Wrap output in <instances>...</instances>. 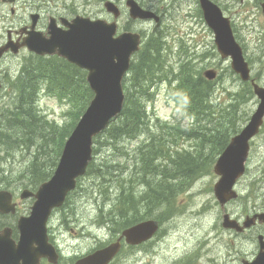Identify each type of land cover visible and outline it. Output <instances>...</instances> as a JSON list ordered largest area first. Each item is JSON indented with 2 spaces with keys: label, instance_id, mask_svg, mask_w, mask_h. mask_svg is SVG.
Instances as JSON below:
<instances>
[{
  "label": "rangeland",
  "instance_id": "obj_1",
  "mask_svg": "<svg viewBox=\"0 0 264 264\" xmlns=\"http://www.w3.org/2000/svg\"><path fill=\"white\" fill-rule=\"evenodd\" d=\"M105 1L107 0H93L91 3H85L86 0H80L82 5L80 12L83 16L93 19L102 18L112 21V16L104 9ZM112 1L127 12L118 21L122 31L121 27L126 25L130 19L126 7L127 0ZM136 1L142 7L160 14L163 19V29L168 33L170 31L168 43L170 42L169 44L174 47L171 58L167 54L170 66L172 64L177 65L182 42L189 48L195 47L194 53L198 54L194 61L195 72L203 74L207 69L216 70L221 80H216V92L213 100L219 106L227 104V102L224 103L228 99L227 92H238L242 83L238 76L233 74L230 60H223L218 54L214 34L207 27L203 15L199 14L198 0ZM214 1L222 8L225 16L231 19L236 39L242 46L245 57L253 71V78L259 86L264 87V14L261 6L264 0ZM7 10L5 8V12ZM19 12L24 14L23 10ZM132 26L136 28V32L142 30L147 39L157 28L153 21L138 24L132 22ZM4 33L5 30L0 29V36ZM183 49V56H185L186 51ZM187 52L189 55L190 51ZM23 63L22 56L3 61V69L13 76L8 85L10 95L5 96L4 93L1 96V105L7 110L6 118L10 117L16 106L18 109L24 107L14 97L15 94H12V82L21 72ZM223 103L224 105H220ZM39 105L44 112L51 115L52 119L55 118L58 121L64 119L62 117L64 106L56 99L42 97ZM258 105L259 100L254 96L241 107L238 114V134L249 123ZM148 113L149 117L152 118L150 120L152 133L154 135L163 134L167 137L165 141L166 150L169 148L170 151H175L185 148L189 151H195L201 147L199 141L193 140L185 134L180 137H173L197 126L195 127L192 120L177 111L176 104L169 98L167 85L157 87L154 102L149 105ZM3 119H5V113ZM71 121V117L66 118L63 126L70 124ZM3 124L4 122L1 121L0 130ZM174 125L175 129H170V126L173 127ZM207 127L209 126L207 125ZM167 134L169 135L167 136ZM20 138H24V134ZM146 138L147 135L140 136L135 140L124 139L115 146L108 147L104 145L103 137L97 139L95 165H120L124 167V165L128 166L131 163V168L122 169L126 172L124 176L122 172L119 173L120 176L118 177L112 175L95 177L87 174L80 179L79 188L70 198L72 205L69 207L72 218L70 227L75 231L73 234L75 238L68 229L64 233L58 229L57 220L60 216L54 222L61 247H63L62 242L67 247L65 250L67 257H73L75 253L81 256L89 254L94 247L99 246L97 245L98 242H108L118 238L116 235L120 236L125 230L124 222L128 218L134 222L137 218H144L145 221L155 220L159 223L160 230L157 237L152 239L150 243L143 245L141 249L123 248L122 253L113 264H243V261L254 260L260 250L258 237L264 236V226L256 228L258 230L253 229L250 232L237 233L235 230L225 228L223 223L225 214H228L232 220L243 224L248 216L253 218L255 213L264 212V126L260 134L251 142L247 172L234 187L239 197L227 204L224 210H222L214 194V185L219 180V176L214 173V167L223 151L218 155L219 150L214 151L212 148L209 150V147L206 153L212 154V157L215 158L212 172L196 180L190 188L177 193L171 199L175 208L174 213L170 215L171 217H163L164 210L168 208L167 204L161 205V203L156 202L151 205L153 208L150 212L146 210L145 203L134 201V204L139 206L138 214L133 213L129 205L125 204L128 207L124 209L126 216L122 220L118 213L123 204L118 200L121 177L122 179L125 177L128 184H126V189L132 190L131 193H134L135 199L144 194L147 187L144 186L139 177V174H142L143 165L138 171L137 178H134L133 183H131V186L134 187H128L130 186L128 182L132 178L131 175H136L137 168H133V165L134 159L137 157V148L144 144ZM2 140L4 137L0 136V179L2 180L0 185L15 187L16 183L18 189L35 186L30 184L33 182L39 184L40 180L41 184L53 173L54 169L51 170L49 163L56 160L55 155L50 152L48 146L46 149L39 148V144L43 143L39 137H34L31 143L27 141V145H23V141L17 140L14 149L4 146ZM29 140L31 139L29 138ZM51 142L58 143L57 139ZM52 145L50 143V146ZM162 160H164L163 163H167V156H162L159 160L155 159L154 164L158 166ZM38 161L40 164L33 165V162ZM156 179L158 182L163 180L160 177ZM130 190L127 192L129 193ZM111 211L118 214V217L111 215ZM135 217L136 219H134ZM117 222L119 224L121 222V224L118 225ZM100 227L104 228L100 230ZM71 235L74 239L71 238Z\"/></svg>",
  "mask_w": 264,
  "mask_h": 264
},
{
  "label": "trees",
  "instance_id": "obj_2",
  "mask_svg": "<svg viewBox=\"0 0 264 264\" xmlns=\"http://www.w3.org/2000/svg\"><path fill=\"white\" fill-rule=\"evenodd\" d=\"M172 65L170 66L165 54V40L162 34L154 33L144 43L141 52L132 63L129 76L125 80L126 99L122 114L99 137H103L104 145L108 147L115 146L124 139L135 140L140 136L147 135L144 144L137 148V157L134 159L133 165V168H137L136 175H131L132 178L128 182L130 183L128 187L133 188L131 183H133L134 178H137L138 171L143 165L142 174H139V177L144 186H147L144 194L135 199L134 193H131L132 190L126 189L125 177L123 179L121 177L119 182L118 200L123 204L118 213L120 219L123 220L126 216L124 209L128 207L125 204L129 205L132 212L138 214L137 208L139 206L134 204V201L145 203L146 210L150 212L153 208L151 205L156 202L161 203V205L167 204L168 208L164 210L163 217H170L175 211L171 199L177 193L190 188L196 180L212 172L215 158L212 157V154L206 153V150L209 147V150L211 148L214 151L219 150L218 155L225 150L230 140L238 134V114L241 107L255 96L251 85L244 84L238 92H227L228 99L224 101L227 104L224 105L223 103L220 105L224 106H219L213 100L216 92V81H208L201 72H195L194 63L191 60L181 61L178 66ZM20 74H22L20 78L12 82V87L14 97L18 99L20 96L18 101L24 107L18 109L16 106L12 110L10 117L4 121L1 127L0 136L4 137L2 140L4 146L13 149L17 140H21L24 142L23 145H27V141L31 143L34 137H39L43 142L41 145L39 144V148L46 149L48 146L50 152L55 155L56 160L49 163L52 168L53 165L56 166L67 138L94 95L86 84L83 72L57 58L39 62L33 67L24 64ZM161 83L168 85L169 98L176 104L177 111L183 113L195 123V127L197 126L173 137H180L185 134L193 140L199 141L201 145L199 149L189 151L184 148V150L170 151L167 148L166 150L165 141L167 137L163 134L154 135L152 133L150 122L152 118L149 117L146 105L155 98L151 89ZM44 85L47 86L48 95L55 96L60 101H67L72 106L70 124L59 127L56 122L50 121L40 113L37 100L39 88ZM174 127L175 125L170 126V129L174 130ZM162 129L165 130L164 127ZM23 134L24 138H20ZM54 139H57V144L51 142ZM36 140H34L35 143H37ZM50 143L54 146H50ZM162 156H167L168 161L167 163H163L164 160L159 162L158 168L154 161L161 159ZM150 159H153V162ZM34 164L36 166L40 162H33ZM104 165H95L92 162L87 172L88 176L105 177L112 175L118 177L120 172L123 173V176L126 173L125 170H122L127 168L126 165L124 167ZM157 171L159 172L156 173ZM157 177L163 180L158 182ZM127 190H130L129 193ZM154 197L155 199H153ZM133 224V222L127 221L124 225L128 227Z\"/></svg>",
  "mask_w": 264,
  "mask_h": 264
},
{
  "label": "water",
  "instance_id": "obj_3",
  "mask_svg": "<svg viewBox=\"0 0 264 264\" xmlns=\"http://www.w3.org/2000/svg\"><path fill=\"white\" fill-rule=\"evenodd\" d=\"M12 1V0H10ZM129 15L133 20H149L158 17L145 11L136 0L127 2ZM204 19L215 34V44L223 59L230 58L232 69L244 82L251 78V70L246 62L241 46L233 33L231 21L224 17L222 10L211 0H200ZM109 14L117 19L121 15L119 7L112 1L104 4ZM264 12V4H263ZM67 30L50 27L48 39L27 38L20 46L13 42L0 47V59L12 49L14 54L21 47H28L41 56L57 55L88 71L87 81L95 93L89 108L81 118L77 127L67 140L59 165L53 177L44 183L35 195L36 203L28 218L19 221L20 240L13 248L17 264H40L42 258H48L57 263L59 256L49 243L47 222L55 208L63 206L70 192L76 189L77 179L83 177L93 159L94 138L102 133L117 118L124 104L123 81L131 67L132 56L140 50L141 36L137 33L117 34V23L106 20L77 17L72 22L65 21ZM208 80H214L217 73L214 70L205 72ZM254 93L260 100L258 109L249 124L234 137L226 150L218 159L214 172L219 180L214 187V193L222 208L238 198L234 187L237 181L246 173V164L250 154V142L256 137L264 124V87L253 82ZM1 89V81H0ZM25 191L23 198H28ZM11 196L7 192L0 194V212H14L9 206ZM223 226L243 232L256 224L257 219L264 223V213L248 217L243 227L237 221L225 215ZM159 230V225L151 220L143 222L123 232L129 245H140L151 238ZM4 241L3 235L0 242ZM260 252L252 262L244 264H264V237H259ZM122 248L121 240L105 249L78 260L75 264H110ZM3 249V248H2ZM1 264L10 262V251L4 250L0 255Z\"/></svg>",
  "mask_w": 264,
  "mask_h": 264
},
{
  "label": "flooded vegetation",
  "instance_id": "obj_4",
  "mask_svg": "<svg viewBox=\"0 0 264 264\" xmlns=\"http://www.w3.org/2000/svg\"><path fill=\"white\" fill-rule=\"evenodd\" d=\"M92 1L93 0H86L85 3L88 2L91 3ZM81 6L82 5L80 0H12V1L0 0V26H1L0 29L5 30V33L2 36H0V47H5L11 42H13L15 46H20L24 43V41L27 38L48 39L49 37H51L50 27L52 24H54L57 29L65 31L67 28V26L65 25V21L72 22L76 17L82 16L80 12ZM5 8L8 9L7 12H5ZM20 10H23L24 14H20L19 12ZM124 14H127V12L122 10V16ZM132 22L137 24L143 23L139 21H132L131 19H129L128 23H126V25L121 27L122 31L120 30V26H119L118 34L122 32L127 33V32L136 31L135 27L133 26L131 27ZM140 33L143 34L142 30H140ZM20 56H22L23 58V62H24L23 64H28V66L30 67H33L35 64L39 62L54 60L56 58L60 59L63 62H66L65 60L61 59L58 56L50 57V56L38 55L35 51L30 50L28 47H21L17 54H14L12 49L6 51V53L4 54V56L0 61V68H1L0 80L2 84V89L0 90V123L1 121L4 122L7 119L6 118L7 110L4 109L1 105V96L4 93L5 96L10 95V90L8 88V85L10 84L9 80L13 77L9 72H6L3 69V61L9 58H18ZM21 75L22 74H20V76ZM4 113H5V119H3ZM40 181L39 184L38 183L35 184V182L31 180V182L33 183L30 185H35V186L20 187L19 189L16 187V183H15V187L0 185V194L1 192L9 193L11 196V201L9 203V206L14 208V212H10V213L0 212V236L3 235V239H4V241L0 242V255L4 250L10 251V262L8 264H17L16 259H14V254L12 249L14 247L16 248L19 242V238H20V232L18 228L19 221L22 218H27L30 216L32 207L36 202V198L34 195L37 194V192L40 189V186L42 185V183L40 184ZM1 182L2 180L0 179V183ZM25 191L28 192V196H29L28 198H23ZM71 205H72V201L69 200L63 207L59 209H55L52 212V215L48 223L49 243L55 248L57 254L59 255V259L57 263L51 262L48 258H42L40 260V264H74L75 261L81 257V255L76 253L73 255V257L70 258L67 257V255L65 254V250L67 249V247L63 242H62L63 247H61L60 241L58 239V235L55 231L56 226H54V222L56 218L60 216L59 219L57 220L58 229H61L63 233L67 229L72 235L75 233L74 229L70 227L71 224L70 221L72 218L70 216L69 207ZM143 221H145L144 218H137V220L133 222L134 224L125 227V230ZM261 226H264V224L256 225L255 227L251 228L250 230H247L246 232H250L251 230L253 229L255 230L256 228ZM72 235L71 238L74 237V235L73 237ZM116 236L118 238H114L115 240L112 239V241H118L121 237V235L120 236L116 235ZM145 244H141L139 246H129L124 244L125 246L124 249L125 248L141 249V247ZM69 247H71V245H69Z\"/></svg>",
  "mask_w": 264,
  "mask_h": 264
},
{
  "label": "bare ground",
  "instance_id": "obj_5",
  "mask_svg": "<svg viewBox=\"0 0 264 264\" xmlns=\"http://www.w3.org/2000/svg\"><path fill=\"white\" fill-rule=\"evenodd\" d=\"M17 96H19V95H17ZM19 98H20V96H19ZM19 98H18V99H19ZM137 210L139 211V207L137 208ZM133 213H134V212H133ZM125 215H126V214H125ZM113 216L118 217V214H114ZM121 219H122V218H121ZM134 219H136V217H135ZM122 220H123V219H122ZM127 221H128V222L130 221V223L134 222V220H129V218H128ZM127 221H125L124 224H125ZM116 224H119V223L117 222ZM114 228H115V227H114Z\"/></svg>",
  "mask_w": 264,
  "mask_h": 264
}]
</instances>
